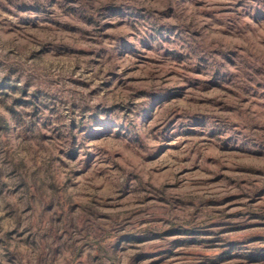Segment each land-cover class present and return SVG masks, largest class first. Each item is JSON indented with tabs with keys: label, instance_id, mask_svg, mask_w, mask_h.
<instances>
[{
	"label": "clouds",
	"instance_id": "clouds-1",
	"mask_svg": "<svg viewBox=\"0 0 264 264\" xmlns=\"http://www.w3.org/2000/svg\"><path fill=\"white\" fill-rule=\"evenodd\" d=\"M24 2L33 3L34 0ZM41 3L47 4L48 0H41ZM260 3L261 0H78L75 4H66L65 0H57L52 11L65 21L69 19L63 16L66 8L97 16L100 25L117 23L103 19L109 11L104 5H114L123 13L118 27L106 29L110 37L108 42L89 46L95 50H109L99 68L89 63L94 57L84 61L77 59L71 64L61 62L52 53H37L36 58L29 59L37 45L28 37L38 32L25 29L5 35L9 27L5 21L15 24L16 20L0 11V61L18 67L17 75L22 77L20 86L28 80L31 83L29 94L37 93L44 98L46 104L38 109L40 115L36 119L51 124V127L37 129V136L43 134L47 140L42 145L45 156L39 171L36 166L16 170V162L21 158L18 149L35 150L34 145H24L18 138L23 136L24 127L32 122L34 108L18 109L21 120L0 104V118L9 125L0 131V264H131L135 251L109 247L113 239L111 233L119 229L112 222L97 217V211L116 193L119 182L129 172L139 174L140 179L135 181L139 185H155V188L149 187L150 191L160 189L156 192L158 196L204 199L229 194L222 191L223 186L192 187L189 181L202 179L205 169L210 167L205 160L210 148L219 150L218 141L210 138L216 131L223 130L226 136L231 134L236 139L240 134L249 135L252 126L264 127V100L251 95L252 92L264 94V87H257L264 85V43H261L264 25H257L249 18L254 6ZM0 4L15 11L9 0H0ZM170 25L177 26L174 33ZM79 26L91 33L92 38L101 31L95 25L80 23ZM161 27L163 32L159 31ZM117 36L132 40L138 48L137 54L118 58L112 51L115 42L111 39ZM142 40L152 46L151 50L142 46ZM22 45L27 47L21 53ZM236 45L244 49L242 59L235 66L225 67L221 57ZM10 49H17V54L9 57ZM174 52L183 55L174 56ZM201 59L203 62L197 69ZM149 67L151 71L146 75L144 70ZM216 69L232 74L229 76L231 83L224 84L223 91L209 90L207 85ZM109 72L121 74L124 85L101 87L106 79H112L107 75ZM5 74L6 70L0 69V77ZM133 77L144 79L148 90L171 86L187 88L185 99L169 105L168 112L171 116L180 115L184 121L193 112L206 114L207 126L196 129L199 137L171 139L172 130L165 131L159 114L150 122L143 118L138 106L145 103V98L135 97L138 86L127 87L128 80ZM243 99L248 102L240 103ZM220 101L237 111H222V104L216 106ZM112 104L123 106V113H118L116 119L118 125H124V130L117 126L107 135L102 126L93 125L88 117L96 113L101 121L104 120L106 117L97 111V106L110 108ZM128 112L130 116L124 114ZM84 126L87 127L81 131ZM129 126L139 133L138 141L135 134H128ZM73 127L76 128L74 133ZM60 132H63L62 137ZM92 132L96 135H91ZM185 139L187 145L179 152L169 150L161 166L168 165L167 176H175L197 163L200 171L180 177L184 183L179 189L165 191L160 177L152 172L156 166L143 164V158L169 141L182 145ZM186 156L188 162L184 163ZM24 158L30 155L26 153ZM116 163L123 168H116ZM98 176L103 178L98 180ZM124 203L133 201L129 199ZM133 206L158 210L150 214H162L173 223L187 221L194 211L173 212L168 204H158L155 200ZM142 264H151V261Z\"/></svg>",
	"mask_w": 264,
	"mask_h": 264
},
{
	"label": "rangeland",
	"instance_id": "rangeland-1",
	"mask_svg": "<svg viewBox=\"0 0 264 264\" xmlns=\"http://www.w3.org/2000/svg\"><path fill=\"white\" fill-rule=\"evenodd\" d=\"M77 2L78 0H65L66 4ZM9 4L15 8V11L2 4H0V11L6 13L7 16L14 17L16 23L5 21L9 25L5 35L13 31L23 32L25 29L38 32V35L28 37L37 45L36 51L30 53L29 59L36 58L37 53H52L61 62L71 64L77 59L84 61L85 58L94 57V60H89V63L97 68L101 67V61L109 54V50L107 48L95 50L89 46L96 45L100 41L108 42L110 37L106 29L118 27L119 18L123 15L118 7L104 5L103 8L109 11L103 19L117 21V23L100 25L97 16L82 13L75 8L63 10V16L69 18L67 21L56 16L52 11V5L57 4V0H48L47 4L41 3V0H34L33 3H27L24 0H9ZM249 18L257 25H264V0L254 6ZM80 23L95 25L101 31L95 38H92L91 33L79 26ZM42 25L46 27H41ZM168 27L173 33L177 28L175 25ZM159 31L163 32L164 28L161 27ZM111 39L115 42L112 51L118 58L137 54L136 44L126 36L111 37ZM141 44L151 50L152 46L146 40H142ZM26 47L20 46L19 51L22 53ZM243 51L240 45L229 49L221 57L225 67L235 66L241 61ZM100 52H103L104 56H101ZM15 54H17V49H10L8 52L9 57ZM173 55L182 56L183 54L174 52ZM249 55L254 56L255 53H249ZM145 62L150 64V61ZM201 62L203 59L197 62V69ZM0 69L6 70V74L0 77V104L5 105V110L14 118L22 120L18 109L34 108L32 122L24 127L23 136L18 138L24 145H34L35 150L29 147L18 149L21 158L16 162V170L36 166L39 171V165L45 156L42 145L47 140L43 134L37 136V129L51 127V124L41 123L36 118L40 115L38 109L43 108L46 101L37 93L29 94L30 81L25 80L24 86H20L22 77L17 75L18 67L12 64L6 65L4 61H0ZM75 70L79 71L78 68ZM144 71L147 75L151 68H146ZM199 74L197 71V75ZM107 75L112 79H106L101 87L112 88L113 84L117 87L124 85V78L121 74L109 72ZM230 75L232 74L216 69L212 80L207 82L209 90H225L223 85L231 83ZM135 86H138L134 93L135 97L145 98V103L138 106V111L149 122L159 114L164 122L165 131L172 130L169 133L171 139L182 136L194 140L200 135L196 129L207 126L208 118L204 113H190L189 118L184 121L180 115L171 116L168 112L169 105L185 99L187 88L171 86L148 90L144 79L130 78L127 87L131 89ZM194 86L197 85L189 87ZM257 87H264V85L258 84ZM16 93L19 95H15ZM248 94L246 91L245 95ZM229 95L235 94L229 92ZM251 95H258L264 100V94L252 92ZM9 101L11 103H8ZM247 102V99L240 101V103ZM189 103L202 104L203 101H189ZM221 104L223 105L222 111L228 113L237 111L235 107L223 101L217 102L216 106L219 107ZM97 111L104 114L106 118L101 121L99 116L93 113L88 119L93 125L102 126L105 134L111 135V130L117 126L121 127L122 131L124 130V125H118L116 119L118 113H123L122 105L112 104L110 108H101L98 105ZM124 114L130 116L131 112ZM8 127V122L0 118V131ZM86 127H82L81 131H84ZM71 131L74 133L76 128L73 127ZM127 131L130 136L135 134L136 140H139V133L135 128L129 126ZM262 133H264V127L252 126L249 135L240 134L236 139L231 134L226 136L223 130L216 131L215 135L210 137L218 141L219 150L210 148L205 160L210 167L205 169L202 179L189 181V183L192 187L223 186L222 191L229 192L227 195L204 199H184L178 195L169 197L166 194L158 196L156 192L160 189L150 191L149 187L155 188V185L149 187L139 185L135 182L140 179L139 174L129 172L119 182L116 193L108 197L104 207L97 211L98 219L105 222L110 221L115 228L119 229L111 233L113 239L109 247L116 250L130 248L135 251L136 254L131 258V264H142L143 261H151V264H264V203H262L264 202V135ZM91 135L96 134L92 132ZM60 136H63V132H60ZM187 139L182 145H174L169 141L143 158V164L156 166L152 168V172L154 176L160 177L165 191L179 189L184 183L179 179L180 177L200 171L199 163H197L191 168L182 169L175 176H167L168 165L161 166L165 154L169 150L181 151L187 145ZM68 150L71 151V147ZM26 153L30 155V158H24ZM133 162H135L134 158ZM183 162H188L187 156ZM115 167L122 169L123 165L116 163ZM102 178V176L97 177L98 180ZM231 189L237 191L231 192ZM129 199L133 203L125 204L124 201ZM153 200L158 204H168L173 212L184 214L192 209L194 211L190 212L187 221L173 223L162 214H150L158 210L133 206V204H149ZM143 225L149 226L143 227Z\"/></svg>",
	"mask_w": 264,
	"mask_h": 264
}]
</instances>
